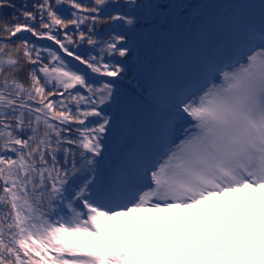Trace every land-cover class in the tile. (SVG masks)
<instances>
[{"label":"snow or ice","instance_id":"1","mask_svg":"<svg viewBox=\"0 0 264 264\" xmlns=\"http://www.w3.org/2000/svg\"><path fill=\"white\" fill-rule=\"evenodd\" d=\"M186 7L0 0V264H264V0L222 59ZM165 28L183 82L129 81L154 132L106 168L130 35Z\"/></svg>","mask_w":264,"mask_h":264},{"label":"rangeland","instance_id":"2","mask_svg":"<svg viewBox=\"0 0 264 264\" xmlns=\"http://www.w3.org/2000/svg\"><path fill=\"white\" fill-rule=\"evenodd\" d=\"M260 0H228L223 8L221 7L217 12L202 18L201 22H209L210 28L217 35L216 50L219 58H223V49L230 47V40L228 39V28L234 23V13L237 11L233 6L239 4H255L258 5ZM200 22V23H201ZM199 23V24H200ZM198 24V25H199ZM191 32L188 27H184V33ZM139 36V35H138ZM143 37H139L138 41ZM175 41L169 43L167 50H156L152 63L149 65L140 64L134 67L136 73L146 74L149 83H155L158 80L171 81L174 85L182 84V76L174 65L168 63V56ZM129 107H133L135 114L131 116L127 114V120L121 122L117 129V144L111 150L110 158L113 161L112 166L121 162L124 151L136 142L147 141L154 132L155 118L154 110L148 103L144 101H135ZM122 139H126V146L120 153H117L115 148L119 145Z\"/></svg>","mask_w":264,"mask_h":264},{"label":"trees","instance_id":"3","mask_svg":"<svg viewBox=\"0 0 264 264\" xmlns=\"http://www.w3.org/2000/svg\"><path fill=\"white\" fill-rule=\"evenodd\" d=\"M220 2H223L224 0H219ZM17 2H19V0H17ZM178 2L183 3L187 6V8L191 7L190 3H187L186 0H178ZM166 33L169 32V28H165L163 29ZM151 33H156V31H151ZM46 43H51V42H46ZM154 44H158L157 41H154ZM141 45L138 46H134L132 49V55L129 57L133 58H140L142 60H146L147 62H149L151 59L150 58H146V56L144 55V50H142L140 48ZM163 46V45H162ZM152 47H154V45H151L150 48L152 49ZM67 59V58H66ZM78 67H82V66H78ZM129 81L132 82H139V84L141 85L142 89H147L148 85L146 83V79L144 78V75L141 76H133L132 70L129 69L127 67V77L125 80L123 81H117L115 84V88H116V92H115V101L112 103L113 105V109L115 110V113H112L111 110L108 109V113L109 115L112 117L113 119V128H112V132L108 138L107 141V151L105 153V162L104 165L105 167L108 166V154H109V149L111 148V146L113 145L114 141H115V131H116V123L121 120V113L124 111L127 103L130 102V96L132 95V93L135 92L136 88H133L131 83H129ZM143 93L146 95V92L143 91ZM120 149L122 148L121 146L119 147Z\"/></svg>","mask_w":264,"mask_h":264}]
</instances>
